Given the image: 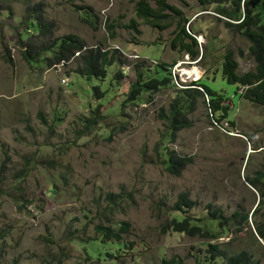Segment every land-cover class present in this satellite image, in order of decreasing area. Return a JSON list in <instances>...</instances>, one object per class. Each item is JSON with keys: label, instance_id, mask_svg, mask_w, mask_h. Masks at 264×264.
<instances>
[{"label": "rangeland", "instance_id": "374dc122", "mask_svg": "<svg viewBox=\"0 0 264 264\" xmlns=\"http://www.w3.org/2000/svg\"><path fill=\"white\" fill-rule=\"evenodd\" d=\"M139 1H32L42 4L55 39L74 34L88 47L118 52L122 63L109 67L105 80L90 81L76 72V62L52 70L27 66L18 47L26 6L0 0L1 264H159L174 256L185 264H226L211 258L209 242L220 243L228 254L249 250L264 264V239L253 222L242 231L232 226L209 242L163 230L173 218H206L209 203L227 214L257 208L260 196L248 177L264 166V107L240 99L243 88L222 76L227 50L235 53L239 74L254 70L249 42L219 19L214 2L219 0H166L190 20L189 31L205 48L196 64L172 50L175 27L161 31L138 18ZM222 1L229 6L232 0ZM75 6L93 8L97 31ZM167 73L185 85L203 82L225 96L228 119L218 125L200 99L189 115L192 126L168 141L162 111L168 112L183 87L171 85L127 102L139 79ZM165 146L192 157L182 175L164 168ZM185 191L197 206L178 211L176 202ZM123 222L131 224L123 236L127 247L111 260L95 227L118 229Z\"/></svg>", "mask_w": 264, "mask_h": 264}, {"label": "trees", "instance_id": "16d2710c", "mask_svg": "<svg viewBox=\"0 0 264 264\" xmlns=\"http://www.w3.org/2000/svg\"><path fill=\"white\" fill-rule=\"evenodd\" d=\"M20 2L26 6L25 10V30L18 41L23 62L29 67L45 68L52 70L57 67H68L76 62V72L88 80H105L108 76L109 67L121 64L122 61L117 56V51L113 52L102 45L88 47L86 43L77 35L69 34L59 39H55L56 29L54 24L45 22L42 4L31 5L33 0H12ZM219 4L216 13L219 19L223 20L226 27L236 29L249 42V55L252 57L255 68L244 74H239V63L232 50H227L223 57L222 76L230 85H239L243 88L240 99L243 98L256 106L264 107V0H232L229 6L222 0L214 1ZM156 7L149 4V0H140L136 5L138 18L152 28L161 31L175 27L172 32L170 45L172 50L178 51L190 57L192 62L202 60L205 55V48L198 42L196 37L189 31V23L184 13L177 7L169 5L166 0H156ZM75 11L82 14V21L88 24L93 30L98 27L93 21L95 13L92 7L75 6ZM113 39L116 38L114 35ZM240 57L243 52H240ZM10 64L9 60H6ZM162 66V65H161ZM174 78L170 73L163 77H152L147 81L139 79L128 94L127 102H133L143 93L155 94L165 87H177ZM179 95L169 107L168 112L164 110L168 122V141L175 142L178 133L192 126L189 119L190 113L197 109L198 100H204L209 108L211 116L218 124L222 120H227L229 106L225 105L227 99L218 92L211 90L203 82H192L189 85H182ZM240 90V89H238ZM97 97L103 96L99 93V88H94ZM205 98L208 100L205 101ZM188 104V110L185 104ZM164 114V115H165ZM42 119V117H41ZM44 125L46 122L42 119ZM98 121H94L97 124ZM162 164L171 174L180 176L192 162V157L178 154V152L165 146L162 151ZM249 183L259 193V203L253 213L235 210L227 214L220 206L212 203L207 204V217L197 218L191 215L185 216L182 220L173 218L168 224L163 226L177 232H186L191 236H200L208 241H217L230 231L232 226H237L238 231L244 227H250L253 222L260 238L264 239V166L256 171L254 177H248ZM109 200H114L116 196L109 195ZM197 206V201L190 198L188 192L179 194L176 202V210L187 211ZM260 213V214H259ZM259 214V216H258ZM131 224L123 222L118 229L99 224L95 227L96 233L101 237V243L105 244L107 251L105 256L111 260L117 258L127 247L123 241V236L130 233ZM2 237H0V240ZM207 252L211 258H223L226 264H261V260L256 258L249 250L243 249L237 253L228 254L222 249L220 243L207 244ZM3 258L0 250V264ZM159 264H185L184 259L174 256L169 259L163 258Z\"/></svg>", "mask_w": 264, "mask_h": 264}, {"label": "built area", "instance_id": "2783aa9c", "mask_svg": "<svg viewBox=\"0 0 264 264\" xmlns=\"http://www.w3.org/2000/svg\"><path fill=\"white\" fill-rule=\"evenodd\" d=\"M173 83L177 86V85H180L181 86V82L178 80L177 76L175 75L174 76V81Z\"/></svg>", "mask_w": 264, "mask_h": 264}, {"label": "water", "instance_id": "95a60500", "mask_svg": "<svg viewBox=\"0 0 264 264\" xmlns=\"http://www.w3.org/2000/svg\"><path fill=\"white\" fill-rule=\"evenodd\" d=\"M190 24H191V22L189 23V25H190ZM199 61H200V60H198V61L196 62V64L199 63Z\"/></svg>", "mask_w": 264, "mask_h": 264}, {"label": "clouds", "instance_id": "9594fccd", "mask_svg": "<svg viewBox=\"0 0 264 264\" xmlns=\"http://www.w3.org/2000/svg\"><path fill=\"white\" fill-rule=\"evenodd\" d=\"M182 85H185V83H182V82H181V87H182Z\"/></svg>", "mask_w": 264, "mask_h": 264}, {"label": "bare ground", "instance_id": "6f19581e", "mask_svg": "<svg viewBox=\"0 0 264 264\" xmlns=\"http://www.w3.org/2000/svg\"><path fill=\"white\" fill-rule=\"evenodd\" d=\"M197 71V70H196ZM231 111V110H230Z\"/></svg>", "mask_w": 264, "mask_h": 264}]
</instances>
